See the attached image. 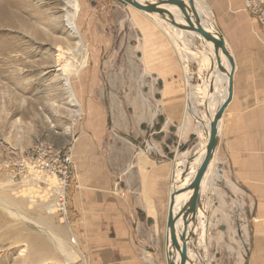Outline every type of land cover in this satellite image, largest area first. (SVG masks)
I'll return each mask as SVG.
<instances>
[{"label":"rangeland","instance_id":"374dc122","mask_svg":"<svg viewBox=\"0 0 264 264\" xmlns=\"http://www.w3.org/2000/svg\"><path fill=\"white\" fill-rule=\"evenodd\" d=\"M151 14L149 19L150 14L117 0H0V264H92L94 192L99 194L100 181L107 183L100 190L108 189V168L124 171L125 142L146 140L139 134L151 118L162 122L167 108L186 114L181 91H167V84L185 89L180 56L163 52L159 15ZM177 30L167 29L175 36ZM186 38L173 42L184 48L192 44L197 53L184 63L189 90L198 93L195 105L204 111L202 84L210 59L199 37ZM150 46L156 58L150 57ZM199 115L207 117L205 111ZM41 144L63 158L72 156L67 216L56 204L61 179L43 176L40 166L37 176L30 169L28 158ZM227 196L230 209L249 201L245 195L238 200L231 190ZM234 212H226L230 225ZM247 213L244 225L238 220L230 227L231 238L235 234L243 242L230 238L223 244L225 250L240 247L243 264L253 251ZM261 227L257 250L264 261ZM221 247L215 243L214 249Z\"/></svg>","mask_w":264,"mask_h":264},{"label":"crops","instance_id":"0c3cea01","mask_svg":"<svg viewBox=\"0 0 264 264\" xmlns=\"http://www.w3.org/2000/svg\"><path fill=\"white\" fill-rule=\"evenodd\" d=\"M195 3L204 23L224 37L235 59L236 70L233 97L224 114L220 144L201 181L195 216L193 213L188 216V255L198 263L243 264L245 258L240 247L230 250L228 246L225 250L223 244L228 245L230 227L238 220L241 223L244 221L247 209L253 243L249 264H264L261 251L257 250L261 241V226H264V43L258 39V34L262 35L263 32L245 9V0H195ZM170 9L177 20H181L177 9ZM149 14L150 19L152 14ZM142 18L146 17L142 15ZM146 21L149 26V20ZM162 23L158 16L156 24L163 36L171 34V52L180 56L176 57L181 62H178L179 68L190 78L184 60L194 58L197 53L191 50L192 44L188 48L179 47L173 40L176 38L175 42H185L186 36H199L180 29L175 36ZM148 49L150 57L156 58L154 47ZM214 83L215 104L218 106L224 100L229 83L225 74H218ZM197 94L195 90H190L194 110L204 114L206 109L199 111L195 105ZM167 111L169 114H162V122L157 117L151 118L148 129L139 134L145 135L146 140L140 143L139 139L131 138L125 142L124 171L118 173L110 166L108 189L101 191V186L107 183L100 181L99 194L94 192L92 264H168L171 196L175 187L182 188L194 178L201 163L200 157L189 166L186 162L200 155L207 143L210 127L190 122L191 116L187 110L186 114L183 110L182 117L179 112L168 108ZM186 168L189 171L182 182L181 175L185 174ZM101 169L106 168L102 166ZM135 179L139 182L136 183ZM229 190L238 200L241 197L244 201L245 195L249 201L235 202L234 208L230 209L227 200ZM192 195L193 191L179 196L177 211ZM217 195H220L221 203L216 202ZM229 210L235 211L231 215V225L230 214H226ZM183 222L182 217L176 221V228L180 232ZM231 240L243 242V239L238 241L235 234ZM215 243L218 248L222 244L221 250L214 249Z\"/></svg>","mask_w":264,"mask_h":264},{"label":"water","instance_id":"95a60500","mask_svg":"<svg viewBox=\"0 0 264 264\" xmlns=\"http://www.w3.org/2000/svg\"><path fill=\"white\" fill-rule=\"evenodd\" d=\"M124 5H131L136 9L146 13H155L161 15L162 18L172 24L173 26L183 29L186 32H194L202 35L209 42L212 43L214 53L217 58L218 68L226 74L228 79V91L225 99L220 103L218 109L210 124V131L206 145L201 151L200 155H195L187 160V166L197 157H200V166L191 180V182L182 187H175L171 196L169 211H168V241H167V263L168 264H205L198 263L188 255L190 232L189 220L190 213L195 215L196 205L198 202L199 190L201 181L210 165L214 160L215 154L220 144V119L224 116L226 108L233 97L234 89V74L236 70V63L233 55L228 49L227 43L223 36L217 31L209 29L204 23L202 16L196 6L195 0H146L140 2L139 0H117ZM175 7L181 20H177L175 14L170 9ZM225 58V59H224ZM228 62H231V67L228 68ZM188 168L185 169V174L181 175L182 182L185 181V176L188 173ZM181 182V183H182ZM193 191L192 198L185 202L183 208L177 211L178 201L180 195H185ZM182 217V232L176 228V221Z\"/></svg>","mask_w":264,"mask_h":264},{"label":"bare ground","instance_id":"6f19581e","mask_svg":"<svg viewBox=\"0 0 264 264\" xmlns=\"http://www.w3.org/2000/svg\"><path fill=\"white\" fill-rule=\"evenodd\" d=\"M140 2H144V1H141V0H139ZM146 1V0H145ZM77 12V15H79V12H80V10L79 11H76ZM144 12V11H143ZM250 12V11H249ZM144 13H146V12H144ZM149 13H146V15H148ZM251 14V13H250ZM160 17H161V19H162V21H163V25L165 26V29L166 28H170V29H176L172 24H170L169 22H167V21H165L163 18H162V16L161 15H159ZM251 16H252V14H251ZM253 17V16H252ZM180 20V19H179ZM256 20V19H255ZM259 24V23H258ZM260 26V25H259ZM172 27V28H171ZM209 29H211V30H213L212 28H210L209 26H207ZM177 29H180V28H177ZM180 30H182V31H184L183 29H180ZM214 31V30H213ZM262 31V30H261ZM166 32V31H165ZM168 32H170V31H168ZM184 32H186V31H184ZM187 33H194V32H187ZM174 34H175V32H174ZM194 34H196V35H198L199 37H200V39L204 42V44H205V46L207 47V48H205L206 49V51H205V55L206 56H208L209 57V59H210V62H209V64H208V71H207V74H206V76H204V80H203V84H202V90H203V94H204V99H205V109H206V115H207V117H203V116H201V115H199L198 113H196V111L194 110V106H193V104H192V99H191V95H190V90H189V78L187 77V75L186 74H184L183 72V76H184V90H183V88H178V87H176V86H172L171 84H167V91L169 92V93H171V94H174V93H179V91H181V93L183 94V96H184V99H183V101H184V103H185V107H186V110L188 111V113L190 114V116H191V118L192 119H196V121H197V123H201V124H206V125H208L209 127H210V124H211V121H212V119H213V117H214V115H215V112H216V110L218 109V106L220 105H218V106H216L215 107V94H214V88H215V80H216V78H217V76H218V74H225V73H223L219 68H218V64H217V58H216V55H215V53H214V50H213V46H212V43L211 42H209L206 38H204L202 35H199V34H197V33H194ZM170 36H171V34H167V35H165L164 34V37H165V39H163V41H162V50H163V52L164 53H169V56H170V53H171V44H170ZM192 50V49H191ZM163 56H165V55H163ZM225 59V58H224ZM164 63H168V61L166 60ZM227 63H228V65L227 66H229V68L231 67V62H228L227 61ZM226 75V74H225ZM67 81V85H68V92L70 93V95L72 96V97H74V94H73V92H72V85H71V82H70V79H67L66 80ZM191 85V84H190ZM227 91H228V87H227ZM227 91H226V93L224 94V99H225V97H226V94H227ZM177 96H178V94H177ZM182 100V98H180L179 97V100ZM213 100V102L211 103V101ZM210 104H212V105H210ZM214 110V112H212V109ZM225 114V113H224ZM223 120H224V116L220 119V122H219V127H220V136H221V131H222V125H223ZM212 163H210V165H211ZM210 165H209V167H210ZM209 167H208V169H209ZM162 168V167H161ZM160 168V169H161ZM208 169H207V171H208ZM169 170V169H168ZM207 171H206V173H207ZM37 172L38 171H36V173L34 174V176H37L36 174H37ZM205 173V174H206ZM37 178V177H36ZM59 179V178H58ZM169 194V193H168ZM183 197V196H182ZM18 209H22V207H21V205H18V206H16ZM21 207V208H20ZM7 209H9V212H11V213H14L10 208H8L7 207ZM167 211V210H166ZM167 214V213H166ZM167 218V217H166ZM28 220V219H27ZM44 221V220H43ZM166 221V220H165ZM44 224H46L45 222H44ZM180 227H181V225H180ZM167 228V227H166ZM41 229H43V228H41ZM45 229V228H44ZM40 230V229H39ZM46 230V229H45ZM166 231V230H165ZM31 235H33V234H31ZM52 235V234H51ZM51 235H50V237H51ZM25 236H28V235H25ZM24 236V237H25ZM19 238H21V236L19 235V237H18V239ZM39 239H40V237H38ZM17 238H15V240H18ZM23 239H25V238H23ZM23 239H21V241H23ZM41 239H42V237H41ZM45 239V238H44ZM168 239V238H167ZM166 239V240H167ZM20 241V240H19ZM34 239L32 238V240H31V242H32V244H34ZM45 242H46V240H44ZM43 241V243H45ZM42 242V241H41ZM29 245V244H28ZM45 246V245H44ZM42 246L40 245L39 246V248H41ZM58 247V250H60V251H62V249H61V246H57ZM31 248V247H30ZM36 248H38V247H36ZM45 248H47V247H45ZM33 249V248H32ZM44 258V257H43ZM42 258V259H43ZM48 258V257H47ZM46 260H48V259H46Z\"/></svg>","mask_w":264,"mask_h":264},{"label":"built area","instance_id":"2783aa9c","mask_svg":"<svg viewBox=\"0 0 264 264\" xmlns=\"http://www.w3.org/2000/svg\"><path fill=\"white\" fill-rule=\"evenodd\" d=\"M245 9L250 11L253 18L259 23L263 33L262 35L257 33L258 39L264 43V0H245ZM28 159L31 163L30 169H35V172H39L38 167L40 166L43 170V176L53 175L61 179L62 185L58 190L56 204L60 212L67 216L69 212L67 190L69 187V179L73 174V170H69V164H73L72 156L65 154L63 158L52 147L41 144L37 150L30 154Z\"/></svg>","mask_w":264,"mask_h":264}]
</instances>
